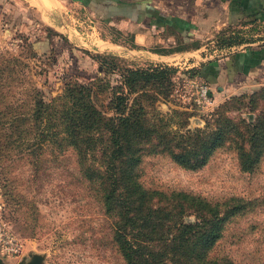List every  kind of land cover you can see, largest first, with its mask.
Wrapping results in <instances>:
<instances>
[{
    "label": "trees",
    "instance_id": "trees-1",
    "mask_svg": "<svg viewBox=\"0 0 264 264\" xmlns=\"http://www.w3.org/2000/svg\"><path fill=\"white\" fill-rule=\"evenodd\" d=\"M109 8H101L98 15L109 14ZM121 10L118 7L111 14ZM145 10L158 14L151 4H145ZM167 17L162 21L187 41L190 24ZM257 22L254 16H241L226 27ZM256 39L231 30L221 35L220 42L229 47ZM181 49L185 48L154 52ZM210 64L191 68L209 85L215 77ZM6 66H0L2 201H14L16 208L26 202L25 193L17 188L16 167L25 165L33 181L53 169L67 171L70 160L72 170L67 173H73L85 195L95 201L103 219L96 239L117 257L114 264H236L226 255L210 252L227 222L256 200L234 195L209 199L183 189L149 186L142 179L143 161L164 155L180 167L195 170L217 149L229 148L241 171H253L264 158V85L225 98L203 126L190 128L184 110L171 108L163 113L154 104L158 95L170 93L175 66L119 67L100 55L101 70L118 71L117 84L110 86L99 76L87 81L68 79L49 99L37 87L16 96L8 83L12 69ZM186 215L193 220H185Z\"/></svg>",
    "mask_w": 264,
    "mask_h": 264
},
{
    "label": "rangeland",
    "instance_id": "rangeland-1",
    "mask_svg": "<svg viewBox=\"0 0 264 264\" xmlns=\"http://www.w3.org/2000/svg\"><path fill=\"white\" fill-rule=\"evenodd\" d=\"M36 1L40 0H0V66L12 69L8 83L16 96L37 87L43 98L49 99L68 79L87 81L99 76L110 86L117 84L118 71L101 70L100 55L119 67L168 64L176 67L172 88L167 96L158 95L155 107L163 113L171 108L184 110L188 115L187 126L191 128L203 126L208 114L225 98L264 85V42L229 47L220 42L221 35L231 30H239L249 38H264V20L249 27L227 28L228 21L236 20L231 15L233 10L228 8L225 15L223 12L218 18L213 17V23L202 34L194 33L193 37L200 39L184 42L181 41L184 35L162 20L168 16L169 21L179 17L188 22L183 17L192 13L187 12V0H162L167 4L160 7L153 5L152 0H111L109 14L103 17L98 15L101 8L88 7L81 0H41L44 4ZM145 4L155 7L158 14L146 11ZM118 7L121 13L111 14ZM225 20L221 27L225 29L220 32L214 24L218 26ZM188 23L187 30L191 31L194 25ZM251 27L254 29H248ZM195 45L199 46L193 49ZM177 47L190 50L162 59L154 52ZM8 58L11 59L6 61ZM207 62L211 63L214 76L219 70L227 72L230 81L227 86L233 93H224L222 100H214L213 96L221 95L218 91L222 88L217 90L216 81H210L212 102L200 108L193 103L186 82L196 75L191 68ZM67 164V171H71L70 160ZM143 167L142 179L149 186L183 189L209 199L231 195L255 199L253 207L227 222L210 253L226 255L236 264H264V158L253 171H241L234 152L219 148L195 170L180 167L164 155L146 157ZM67 171L53 169L32 181L25 165L13 170L19 177L17 188L25 193L26 202L16 208L14 201H2L0 193L2 216L22 244L20 253L5 264H15L31 252L42 253L43 264L117 262L113 252L96 239L103 219L95 201L85 195L73 173ZM184 219L193 220V216L186 215Z\"/></svg>",
    "mask_w": 264,
    "mask_h": 264
},
{
    "label": "crops",
    "instance_id": "crops-1",
    "mask_svg": "<svg viewBox=\"0 0 264 264\" xmlns=\"http://www.w3.org/2000/svg\"><path fill=\"white\" fill-rule=\"evenodd\" d=\"M48 1V0H46ZM76 1V0H75ZM84 1L85 4L88 7L94 8L95 6H97V8H105V7H109L110 6V2L111 0H81ZM189 2L188 4V11L187 12H192V13H186L185 17L186 21L190 22L191 24L194 25V28H191V31L188 30L187 34H188V40H191L193 38L195 39H200V38H196V36L193 37L194 33L195 35H200L203 33L204 29H207L208 26H210L213 23L212 18H218L220 15H222V13L227 11L228 12V8L233 10V13L231 14L233 16V18H236V20L242 16V18L246 17V16H254L257 18V20H264V19H260L262 17H264V0H214V1H210V0H187ZM37 3H41L43 1H36ZM153 5H156L158 7H160V5H165L167 4L166 1H162V0H152L151 1ZM192 3V5L190 6V4ZM44 4V2L42 3ZM46 4V2H45ZM203 12H209L207 14H203V12L200 13V11ZM261 14H263L262 16H260L261 14L259 12H261ZM226 17V16H225ZM234 20V21H236ZM226 23L225 22H221L220 24H218V26L216 25L217 23L214 24V26L219 29L221 27H223ZM227 24V23H226ZM195 28H198V30H196ZM192 29H195V32H193ZM198 32V34H197ZM255 35V34H254ZM192 36V37H191ZM135 41V40H134ZM264 42V38H259L256 39L255 41L252 42H246L248 44H252V43H257L260 44ZM199 46V45H198ZM197 47H194L193 49H195ZM190 50V49H188ZM188 50H178V51H169V52H165V53H159V52H155L156 55L158 57H160L161 59L164 56H170L174 53H187ZM229 75L227 74L226 71H221L219 70L218 73L216 74V76L214 77V80L216 81V88L217 90H220L222 88L221 91V95L217 94L214 97V100L217 99V101L222 100L225 96L223 95L224 93L230 94L233 92H230V88L227 86L229 79H228ZM232 77V76H231Z\"/></svg>",
    "mask_w": 264,
    "mask_h": 264
},
{
    "label": "built area",
    "instance_id": "built-area-1",
    "mask_svg": "<svg viewBox=\"0 0 264 264\" xmlns=\"http://www.w3.org/2000/svg\"><path fill=\"white\" fill-rule=\"evenodd\" d=\"M186 85L190 87V97L196 106L203 108L211 104L210 85L202 77L194 75L186 82ZM1 208L0 203V258L6 262L20 253L22 244L10 225L4 220Z\"/></svg>",
    "mask_w": 264,
    "mask_h": 264
},
{
    "label": "water",
    "instance_id": "water-1",
    "mask_svg": "<svg viewBox=\"0 0 264 264\" xmlns=\"http://www.w3.org/2000/svg\"><path fill=\"white\" fill-rule=\"evenodd\" d=\"M189 127V126H188ZM192 128V127H191ZM44 255L38 252H31L28 256H22L15 264H43ZM0 264H5L0 258Z\"/></svg>",
    "mask_w": 264,
    "mask_h": 264
}]
</instances>
